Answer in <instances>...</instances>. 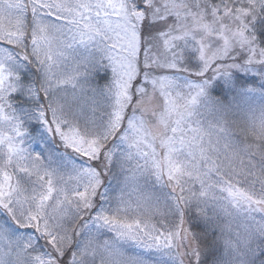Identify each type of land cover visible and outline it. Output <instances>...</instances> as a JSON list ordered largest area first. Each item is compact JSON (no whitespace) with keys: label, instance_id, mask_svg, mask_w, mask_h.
I'll return each mask as SVG.
<instances>
[{"label":"snow or ice","instance_id":"1","mask_svg":"<svg viewBox=\"0 0 264 264\" xmlns=\"http://www.w3.org/2000/svg\"><path fill=\"white\" fill-rule=\"evenodd\" d=\"M0 264H264V0H0Z\"/></svg>","mask_w":264,"mask_h":264}]
</instances>
